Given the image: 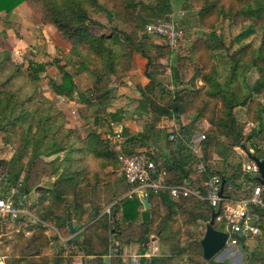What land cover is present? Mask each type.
I'll return each mask as SVG.
<instances>
[{"label": "trees", "instance_id": "trees-1", "mask_svg": "<svg viewBox=\"0 0 264 264\" xmlns=\"http://www.w3.org/2000/svg\"><path fill=\"white\" fill-rule=\"evenodd\" d=\"M22 3L36 8L42 23L54 25L61 37L70 44L69 52L80 58L79 63L83 67L95 72V79L88 92L91 93L94 87L98 90L95 97L98 103L94 116L96 122L104 123L107 116L118 117L116 112L109 115L106 112L111 91L108 83L110 75H117L131 67L134 50L146 59L144 75L149 79L147 85L159 84L158 76L165 65L161 60L172 54L171 49L167 44L156 43L147 37L139 39L136 35L135 29L138 24L136 13L139 5L137 0H0V13L8 14ZM191 4L198 9L200 24L210 32L193 42L186 52V58L177 55L174 64L169 65L177 84L172 91H168L167 99L159 105L154 95L148 96L143 91L138 106L144 105L153 114L159 116L175 114L177 120L183 117L187 121L185 126L188 127H193L196 122L205 119L210 124V130L217 137L216 140L212 138L203 140L202 158L206 161L209 148L219 144L224 145L223 138L229 140V146H223L228 149L232 145L242 144V138L250 139L264 131V102L255 98L264 91V72L259 74L253 84H245L243 89L236 86L237 78L245 76L248 70L264 68V0H191ZM146 6L158 12H171L169 0H157L154 5L149 3ZM92 13H104L108 20L116 17L133 27L132 31L122 33L123 38L119 36L118 31L109 35H95L90 30V26L95 23L91 19ZM220 19H228L233 24L243 25L242 31L235 38V42L241 45L229 55L232 65L224 80L219 78V63L214 60L216 50L226 49L221 36L215 31L214 22ZM252 38L258 40L257 45L246 43V40ZM128 43H132V48L127 45ZM116 45L124 47L121 54L114 52ZM179 48L176 51H179ZM32 64L35 63L29 62V68ZM59 67L60 82L52 83V89L60 96L73 98V94L77 91L73 75L62 65ZM189 70L192 73L187 77ZM1 73L3 77L0 75V130L19 134L20 145L17 148L20 156L26 147L34 142L31 165L42 152L48 154L62 152L63 162L66 164L50 187L35 185L38 195L34 201L27 199L31 191L27 182L20 181L24 186L21 193L25 195L26 206L39 219L53 222L60 229V235L73 234L64 245H59L60 239L57 234L48 233L39 222L32 223L24 215L5 221V226H10L14 230L11 239L12 251L5 264H122L121 256L124 248L137 245V251L143 253L146 250V242L153 235L157 240L169 241V254L142 258V264H171L173 257L188 253L199 256L204 263L208 261L212 263V258L209 260L203 258L200 244L206 222L210 219L212 211L218 210L213 226L227 232L225 229H220L222 225L226 226V220L222 216L224 204L249 198L253 187L259 183L258 173L251 174L243 170L241 161L234 165L229 175L208 168V173H215L220 176L221 181H225L223 196L217 207H212L205 200L193 195L180 194L173 197L166 189L154 191L147 188L142 198L137 194L122 197L129 185L121 174V179L109 186L110 194L117 196V201L110 206V214L98 216L99 210L95 206L93 218L87 223L76 225L72 222L70 213L83 215L85 213L83 201L88 196L86 193L95 194L98 188L95 184L87 192L82 189L80 185L85 169L78 167L79 159H75L72 153L82 152V158L91 155L105 159V165L112 167L108 173L113 178V172L117 170L115 164L121 167L116 152L110 143L100 138L98 132L81 138L72 129L62 127V123H58V116H53L54 114L48 110L43 115L36 116L35 110L24 107L36 96V92L20 101L18 92L11 90L10 85L15 77L21 74V68L20 65L13 63L8 51L3 49H0ZM29 76L31 80L37 79L36 73ZM198 81L200 84H196ZM79 97L82 99L81 95ZM92 98L83 97L82 100L89 102ZM37 100L35 102L39 103ZM238 106L244 108L246 121L243 123L237 120L235 109ZM247 122L253 124L249 129H245ZM255 124L259 127L258 130H255ZM148 129L149 131L144 130L140 135H136L134 146L124 147V151L127 153L144 151L155 161L156 168L151 176L152 181L165 186L182 184L186 175L179 142L177 145L169 142V153L160 157L146 149H137V146H142L150 139L152 124ZM38 130L41 132L37 133ZM59 130L60 136L57 137ZM36 136H40L38 141ZM45 138H49L51 143L48 145L44 143ZM52 145L56 147L47 151ZM253 146L254 150L250 154L264 158V143L263 145L253 143ZM72 163L76 166L73 167ZM56 168L50 171L55 173ZM0 172L10 175L9 170ZM17 178V173H13L11 179L19 181ZM260 187L261 199L264 203V185L260 184ZM200 191L203 193L204 189L200 188ZM68 195L72 196L71 204L67 203ZM145 197L148 198L151 212V218L147 222L141 219V212L144 209L142 199ZM94 198L97 201L98 196ZM70 208L71 212L68 210ZM248 213L254 215L251 217V224L258 226L262 235L234 234L233 237L237 239L236 245L242 249L247 248L248 239L259 240L264 237V207L249 204ZM193 225H204L203 230L200 233L193 231L191 230ZM71 227L79 231L72 232ZM53 245L55 249L52 253L42 254L45 248ZM110 253L112 255L104 261ZM249 255L252 260L264 261V255L257 251L253 250ZM190 256L193 264H199Z\"/></svg>", "mask_w": 264, "mask_h": 264}, {"label": "rangeland", "instance_id": "rangeland-1", "mask_svg": "<svg viewBox=\"0 0 264 264\" xmlns=\"http://www.w3.org/2000/svg\"><path fill=\"white\" fill-rule=\"evenodd\" d=\"M137 1L139 2L136 13L138 24L135 31L139 39L147 37L151 41L159 40L164 45H168L167 41L163 37L155 34H149L145 30V25L148 22L157 19L173 20L184 30V35L179 42V51L172 50V48L168 45L172 54L166 58L167 62L161 70V77H164L169 75L168 67L171 63L174 64L176 56L181 55L186 58V52L189 50L193 42L199 37L207 35L210 30L200 24L199 16L197 14L198 9L197 7L192 6L191 0H169L171 6L170 13L158 12L146 6L149 3L154 5L157 0ZM11 13H0V49L8 51L13 63L20 65L21 74L15 77L14 81L10 85L11 90H16L18 92V99L21 101L27 98L28 95H32L34 91L36 92V96L33 97L30 102L26 103L24 107H29L31 110H35L36 116L43 115L48 110L50 113L54 114L53 116H58V123L60 124L61 122L62 127L65 129H72L73 132L81 138H86V136H89V134L93 132L100 133L103 131L105 129H102L104 124L103 121L100 124L92 119V117L95 116V111L98 107L97 99L95 98L98 90L94 87V89L91 90L92 94L88 92L95 79V72L89 68L83 67L79 63L80 58L69 52L70 44L67 41L66 42L69 45L68 51L66 53H62L63 51H60L59 31L52 24L42 23L38 13L36 12V8H33L30 4L22 3L21 7L18 9V19L16 16L12 17ZM90 15L91 19L95 21V23L90 26V30L95 35H109L118 31L119 36L123 38L122 33H130L132 31L133 27L122 22L116 17L108 20L104 13H92ZM35 25H37V27ZM214 25L216 33L221 36L226 48L216 50L214 56V60L219 63V78L224 80L229 74V68L232 65L229 55L241 45V43L235 42V38L242 31L243 25L233 24L232 21L228 19L215 21ZM6 30L13 31V37L10 42H7L6 40L8 37L7 34H5L7 33ZM22 39L25 44L22 42ZM247 42L252 43L253 45L258 44V40L253 38L246 40V43ZM131 44L132 43H128L127 45L132 48ZM24 45L25 47L27 45V47L25 48ZM122 51H124V47H122V45H116L114 47V52L116 54H121ZM135 53L138 52L134 50L133 56ZM190 55L192 56L191 53ZM29 62L35 63L36 65L32 64V67L29 68ZM192 63L191 68L193 66ZM37 64H41V66H37ZM60 65L72 73L73 77H75L76 81L79 83L78 85L81 84V80L85 83V86L87 85L85 91H82L80 95L82 99L83 97L85 99L93 97L91 102V104H93L92 107L84 105L90 104L88 101L82 99H80V101L78 100V91H76L73 94L74 97L70 99L65 96H60L54 92L52 89V83L60 82ZM192 71L189 70L186 76L188 77L191 75ZM262 72H264V68H252L248 70L245 76L237 78L236 86L243 89L245 84H253L255 79ZM32 73H36L37 75V79L35 81L31 80V77L29 76ZM0 75L3 77V73ZM117 75H110L108 87H110L111 91L109 95L113 91L112 76ZM196 84H200L199 81L196 82ZM255 98L260 102H264V91L258 94ZM36 99H38L37 101H39V103L35 102ZM74 100H76V103H74ZM77 102L80 103L77 104ZM235 112L237 120L240 123L246 121L244 108L242 106L236 107ZM248 123L250 122L245 124V129H249L253 126L252 123L248 126ZM255 125V130H258L259 127L257 124ZM38 132L41 131L38 130L37 133ZM56 136H60V130ZM36 137L38 141L40 136ZM19 140V134L16 135L10 131L0 130V171L9 170L11 176L9 174L8 175L10 178L13 173H17V179L19 182H27V186L30 187L31 191L27 196V199L34 201L38 195L35 185H39L38 187H50L66 164L63 162L62 152L51 154L42 152L33 165H31L32 163L30 162V159L32 157L34 142L29 144L20 156L17 148L20 145ZM43 141L44 143H47V145L51 143L49 138H45ZM241 141L247 145L250 143L263 145L264 131L259 135H254L250 139L244 137ZM54 147L56 146H50L47 151L53 149ZM81 154L82 152L72 153L75 159H79L78 167L85 169V175L81 180L80 186L85 192H87L91 189V187L97 184L98 190L95 194H90V192L89 194L86 193L88 196L83 201V208L85 209V213L83 215L71 212V208L68 209L69 212H71V220L76 225H82L90 221L94 216L93 208L95 206H97L99 210V214H97L98 216L110 214V206L117 201V196L110 194L109 186L114 184L116 180L121 179L120 170L118 171V169H120L119 164H115V169L117 170L113 172L114 177L112 178V175L108 173L112 167L105 165V159H99L98 157H92L91 155L82 158ZM72 166L75 167V163H72ZM55 167H57L55 173L50 171L55 169ZM19 187L20 191L23 192L24 186L22 183ZM123 194H121V196ZM96 195L98 196L97 201L96 198H94ZM71 198V195L66 196L67 203L71 204ZM64 208L65 207H63V209ZM37 219L39 218L37 217ZM30 221L32 223L39 222L42 225V228L48 231V233H60V229H58L53 222L41 219H31ZM224 225H222L220 229L228 230L226 226L224 227ZM172 226L174 228L176 227V225ZM203 226L204 225H193L191 230L200 233V231L203 230ZM13 233L14 230L12 227L5 226L4 222L0 224V245L5 254H9L10 251H12L11 247L9 248L8 246L9 243H11ZM158 243L160 249L156 253L163 255L169 254V241L160 239L158 240ZM246 246V249H242L237 245H231L229 241H227L222 251L212 257V263L209 261L204 263L201 261L199 256H192L193 254L188 253L182 256L173 257L171 264H193L189 258L190 255V257L198 261L199 264H264L263 260H252L249 255L253 250L264 255V237L262 236L259 240L254 238L248 239L246 241ZM228 248L231 249L232 253L230 251L226 252V249ZM54 249L55 245L52 246L51 251L53 252ZM237 250L240 252L238 253Z\"/></svg>", "mask_w": 264, "mask_h": 264}, {"label": "crops", "instance_id": "crops-1", "mask_svg": "<svg viewBox=\"0 0 264 264\" xmlns=\"http://www.w3.org/2000/svg\"><path fill=\"white\" fill-rule=\"evenodd\" d=\"M21 5L22 4L17 6L12 13L10 12L12 17L16 16L18 19V9ZM35 26L37 27V25ZM6 32L7 33L5 34L8 36L6 40L7 42H10L13 37V31L6 30ZM22 42L24 43L23 39ZM155 42L161 44V41L159 40H156ZM68 48V43L60 35V51H63L62 53H66ZM145 61L146 59L143 56L139 53H135L132 58L131 67L117 76H112L113 91L107 100L108 105L106 107V112L108 115L113 112H116L117 115L123 113L122 118L125 123L124 138L122 142L123 148L133 147L134 137L136 135H140L144 130L149 131L148 127L151 124L152 129L150 139L147 143H144L146 145L143 144L142 146H137V149H146L160 157L163 154L165 155L169 153V142L175 143V145L179 142L186 175L183 183L189 185L193 189L200 190V188H203V176L196 172L194 165L197 159L204 161L202 158L204 156V151H202L203 140L205 138H212L216 140L217 137L210 130V124L205 119L199 120L193 127H188L185 126L187 121L183 117H181V120H177V115L175 114L172 116H159L153 114L150 110H148V108L144 107V105L142 107L138 106L139 102L142 100L143 91L146 92L148 96L154 95V97H156L155 100L157 104L161 105V102L167 99L168 91H172L177 84L172 77L171 67H168L169 75L161 77V74H159V84L148 86L147 84L149 79L144 75ZM161 61L163 63L167 62L166 59H162ZM73 80L77 86L78 100L80 101V93L85 91L87 85L85 86V83L82 80L81 84L78 85L79 83L76 81L75 77H73ZM91 102L92 99H89L88 103L90 104L84 105L92 107L93 104H91ZM74 103H76V100H74ZM79 103L77 102V104ZM107 117L104 119L102 129L106 126ZM92 119L94 120V117H92ZM171 135H175V138L171 139ZM201 135H204V138H202ZM228 141L229 140L223 138L224 145L229 146ZM224 145L219 144V146H211L209 148V151L207 152V160L204 161L208 168L215 171H221L224 174L229 175L233 171V167L237 162H242L243 169V164L251 160L248 157L247 150L252 153L254 150L253 144H236L228 147V149H225L224 147L226 146ZM144 191L145 190H137L134 194H137L142 198L144 196ZM78 231H75V233ZM56 234L60 239V245H64V242L73 236V234L69 236H62L60 233ZM258 235H262V233L260 232ZM145 245L147 246L143 253H139L137 251V245H133L130 248H124L121 256L122 264H134L132 262L134 257H137L138 264H142V258L147 259L150 258L151 255H160L156 253L160 249L157 238L151 236ZM8 247H11V243ZM154 247H156V249H154ZM51 249L52 246L45 248L42 254H49L52 252ZM228 251L232 253L230 248L226 249V252ZM237 252L239 253L240 251L237 250ZM111 255V253L108 255V259ZM9 256L10 253L5 254L0 245V264H5L6 259Z\"/></svg>", "mask_w": 264, "mask_h": 264}, {"label": "built area", "instance_id": "built-area-1", "mask_svg": "<svg viewBox=\"0 0 264 264\" xmlns=\"http://www.w3.org/2000/svg\"><path fill=\"white\" fill-rule=\"evenodd\" d=\"M145 30L149 34H155L163 37L172 50H177L179 42L184 35L183 28L173 20L157 19L150 21L145 25ZM123 113L118 117H109L106 126L99 134L100 138L110 143L120 162V173L129 185V190L122 197H131L137 190H145L150 188L154 191L168 190L171 196L193 195L199 199L205 200L210 206L217 207L222 197L219 196L221 188V178L215 173H208V167L202 160L197 159L194 165L196 172L202 176V187L204 192L193 189L189 185L182 183L176 186H165L151 180L153 171L156 168L155 161L144 151L127 153L122 147L124 138L125 123L123 121ZM251 123H248L250 126ZM204 138V135H201ZM175 135H171L174 139ZM243 170L256 174L258 166L253 160L243 164ZM259 182V181H258ZM19 181L12 180L5 172H0V224L13 220L21 215L28 219L39 220L26 206L25 195L21 193ZM264 207L261 199V187L256 183L252 189L249 198L239 199L223 206L222 216L226 220L227 241L231 245L237 244L234 234L241 235H258L261 230L258 226L251 224V217L248 213V205ZM109 210V208H108ZM220 216L217 217L219 219ZM227 243V242H226ZM156 249V247H154ZM132 262L138 264L137 257Z\"/></svg>", "mask_w": 264, "mask_h": 264}, {"label": "water", "instance_id": "water-1", "mask_svg": "<svg viewBox=\"0 0 264 264\" xmlns=\"http://www.w3.org/2000/svg\"><path fill=\"white\" fill-rule=\"evenodd\" d=\"M248 157L253 160L256 165L258 166V181L260 184L264 185V158H259L255 155L250 154V152L247 151ZM224 180L221 181V188L219 191V196H223V185ZM232 183L233 180H231ZM143 207L144 209L141 212V219L143 222H147L151 218V212H150V204L148 201V198L145 197L142 199ZM218 210H214L211 213L210 219L206 222V228L205 232L200 239V244L202 247V256L204 259L209 260L212 257H214L216 254H218L222 249L225 247L227 242V233L225 231L218 230L214 228V218L217 216ZM76 229L71 227V231L74 232ZM108 257L104 258V261H107Z\"/></svg>", "mask_w": 264, "mask_h": 264}]
</instances>
